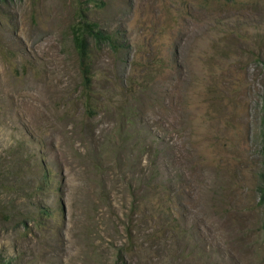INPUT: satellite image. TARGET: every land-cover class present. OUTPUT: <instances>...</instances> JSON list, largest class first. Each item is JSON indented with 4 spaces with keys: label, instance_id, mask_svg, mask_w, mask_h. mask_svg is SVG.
<instances>
[{
    "label": "rangeland",
    "instance_id": "1",
    "mask_svg": "<svg viewBox=\"0 0 264 264\" xmlns=\"http://www.w3.org/2000/svg\"><path fill=\"white\" fill-rule=\"evenodd\" d=\"M263 175L264 0H0V264H264Z\"/></svg>",
    "mask_w": 264,
    "mask_h": 264
},
{
    "label": "trees",
    "instance_id": "2",
    "mask_svg": "<svg viewBox=\"0 0 264 264\" xmlns=\"http://www.w3.org/2000/svg\"><path fill=\"white\" fill-rule=\"evenodd\" d=\"M91 34V36H93L95 38V40H97L98 43H102V41H104L107 37L106 35L100 31L99 29L96 28L95 25L93 24H90L88 27H87V31L86 32H83L82 30L78 31L77 32V35H76V44L78 46V48L80 49H85V45H84V42H85V39L83 38V34H86L88 33ZM264 176V175H263ZM264 177H262L263 179ZM262 183L264 185V179L262 180ZM262 193H263V198H264V187H263V190H262Z\"/></svg>",
    "mask_w": 264,
    "mask_h": 264
}]
</instances>
